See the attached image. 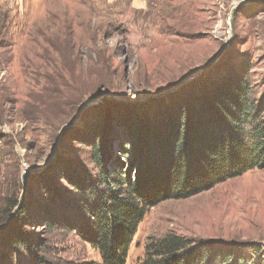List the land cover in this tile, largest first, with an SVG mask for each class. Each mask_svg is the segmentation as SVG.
<instances>
[{
    "label": "rangeland",
    "instance_id": "1",
    "mask_svg": "<svg viewBox=\"0 0 264 264\" xmlns=\"http://www.w3.org/2000/svg\"><path fill=\"white\" fill-rule=\"evenodd\" d=\"M238 71L263 101L264 0H0V222L15 217L31 241L30 250L8 247L3 262L100 263L75 231L44 223L52 194L49 212L70 215L72 179L98 178L96 131L105 167L122 162L133 177L123 116L155 121L182 91ZM168 233L264 251V168L150 207L126 264Z\"/></svg>",
    "mask_w": 264,
    "mask_h": 264
},
{
    "label": "trees",
    "instance_id": "2",
    "mask_svg": "<svg viewBox=\"0 0 264 264\" xmlns=\"http://www.w3.org/2000/svg\"><path fill=\"white\" fill-rule=\"evenodd\" d=\"M230 73L182 91L175 104L159 110L155 121L134 112L123 116L133 177L122 162L105 167L103 139L98 138L102 130L97 127L100 131L90 144L98 178H69L76 194L65 210L70 215L49 212L57 194L45 206L46 225L75 231L99 253L100 263L81 264H126L137 225L150 207L264 168V100L251 99L245 72ZM73 212L81 216L80 222L74 223ZM14 219L8 226L6 219L0 222L6 227L0 234V246L6 245L0 249V264H5L8 247L31 248ZM137 264H264V251L256 244L168 233L150 240Z\"/></svg>",
    "mask_w": 264,
    "mask_h": 264
},
{
    "label": "water",
    "instance_id": "3",
    "mask_svg": "<svg viewBox=\"0 0 264 264\" xmlns=\"http://www.w3.org/2000/svg\"><path fill=\"white\" fill-rule=\"evenodd\" d=\"M192 78H194V77H189V78L183 80V81L180 82L178 85H175L173 88H171L170 90L166 91L165 93H167V92H169V91H172V90H175L176 88H178V87L182 86L183 84H185L186 82L190 81ZM165 93H164V94H165ZM96 101H97V100L85 101V102L82 104V106H81V110H83L84 108L88 107L89 105H92V104L96 103ZM67 126H68V125H67ZM28 174H29V173L26 172V173H24L23 176H22V180H23L24 183H25V179L27 178Z\"/></svg>",
    "mask_w": 264,
    "mask_h": 264
}]
</instances>
